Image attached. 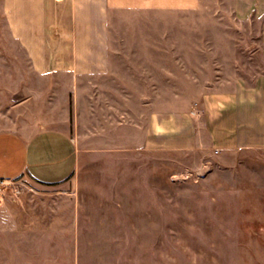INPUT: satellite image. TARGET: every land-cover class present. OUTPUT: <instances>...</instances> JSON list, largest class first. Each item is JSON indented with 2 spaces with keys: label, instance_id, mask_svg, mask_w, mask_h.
<instances>
[{
  "label": "rangeland",
  "instance_id": "1",
  "mask_svg": "<svg viewBox=\"0 0 264 264\" xmlns=\"http://www.w3.org/2000/svg\"><path fill=\"white\" fill-rule=\"evenodd\" d=\"M262 19L233 0L113 9L109 68L76 84L33 69L0 6V130L82 149L65 183L3 186L0 264H264V151L140 147L151 112L264 81Z\"/></svg>",
  "mask_w": 264,
  "mask_h": 264
},
{
  "label": "crops",
  "instance_id": "2",
  "mask_svg": "<svg viewBox=\"0 0 264 264\" xmlns=\"http://www.w3.org/2000/svg\"><path fill=\"white\" fill-rule=\"evenodd\" d=\"M194 0H0L9 34L39 73L68 72L74 82L109 68L113 9L173 6ZM239 19L263 15L264 0H233ZM199 116V117H198ZM143 149H202L218 153L264 151V81L207 92L197 109L151 112ZM82 149L67 131L0 130V179L59 185L75 173Z\"/></svg>",
  "mask_w": 264,
  "mask_h": 264
},
{
  "label": "built area",
  "instance_id": "3",
  "mask_svg": "<svg viewBox=\"0 0 264 264\" xmlns=\"http://www.w3.org/2000/svg\"><path fill=\"white\" fill-rule=\"evenodd\" d=\"M9 181V179H0V199L3 196V186Z\"/></svg>",
  "mask_w": 264,
  "mask_h": 264
}]
</instances>
